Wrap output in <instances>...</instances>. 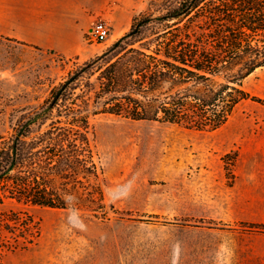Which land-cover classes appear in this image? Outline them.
<instances>
[{"label": "rangeland", "instance_id": "obj_1", "mask_svg": "<svg viewBox=\"0 0 264 264\" xmlns=\"http://www.w3.org/2000/svg\"><path fill=\"white\" fill-rule=\"evenodd\" d=\"M148 1L131 0L120 36ZM118 10L103 13L110 28ZM115 37L86 42L103 52ZM83 61L0 35V133ZM243 86L264 99V66ZM90 123L104 208L4 198L0 217L28 227L0 225V264H264V104L241 101L215 130L109 113Z\"/></svg>", "mask_w": 264, "mask_h": 264}, {"label": "trees", "instance_id": "obj_2", "mask_svg": "<svg viewBox=\"0 0 264 264\" xmlns=\"http://www.w3.org/2000/svg\"><path fill=\"white\" fill-rule=\"evenodd\" d=\"M262 66L264 0H149L125 34L75 63L45 99L22 109L0 133V202L101 211L91 116L215 130L241 101L264 104L243 86ZM4 220L28 227L16 214L0 217V225Z\"/></svg>", "mask_w": 264, "mask_h": 264}, {"label": "crops", "instance_id": "obj_3", "mask_svg": "<svg viewBox=\"0 0 264 264\" xmlns=\"http://www.w3.org/2000/svg\"><path fill=\"white\" fill-rule=\"evenodd\" d=\"M112 3L119 7L111 25L117 38L133 16L125 12L131 0H0V35L64 57L88 60L102 50L87 44L86 33L95 16Z\"/></svg>", "mask_w": 264, "mask_h": 264}, {"label": "built area", "instance_id": "obj_4", "mask_svg": "<svg viewBox=\"0 0 264 264\" xmlns=\"http://www.w3.org/2000/svg\"><path fill=\"white\" fill-rule=\"evenodd\" d=\"M110 31V23L107 18L103 14H98L93 19V22L86 33V39L90 42H104L110 35Z\"/></svg>", "mask_w": 264, "mask_h": 264}]
</instances>
